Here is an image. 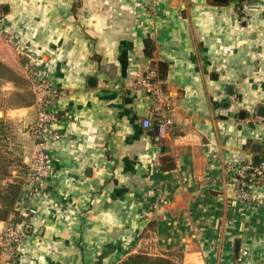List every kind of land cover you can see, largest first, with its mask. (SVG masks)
Segmentation results:
<instances>
[{"label":"crops","instance_id":"0c3cea01","mask_svg":"<svg viewBox=\"0 0 264 264\" xmlns=\"http://www.w3.org/2000/svg\"><path fill=\"white\" fill-rule=\"evenodd\" d=\"M0 58L28 77L32 60L59 91L54 172L17 202L36 208L20 213V264H116L139 249L264 264V177L247 198L234 183L254 142L264 156V0H0ZM149 69L168 108L135 83ZM9 113L33 122L37 108ZM32 151L31 135L27 164Z\"/></svg>","mask_w":264,"mask_h":264},{"label":"built area","instance_id":"2783aa9c","mask_svg":"<svg viewBox=\"0 0 264 264\" xmlns=\"http://www.w3.org/2000/svg\"><path fill=\"white\" fill-rule=\"evenodd\" d=\"M31 61L26 67L36 94L34 104L37 108V117L32 125L33 151L22 192L36 197L44 191L48 177L54 172L55 165L50 151V141L59 138L61 133L54 127V123L58 118L57 110L54 109V106L57 104L59 91L51 79L37 76ZM135 83L143 87L146 93L151 96L155 107L168 108L170 106L168 94L159 83L154 69L138 74ZM157 120L162 126H167L172 122L171 117L163 114ZM151 124V120H144L145 126H150ZM263 177L264 157L259 162L249 160L241 163L234 176L238 195L242 198H247L254 185L262 180ZM18 209L22 215L24 214V217L36 212V208L32 205L29 207H18ZM25 219L23 218L21 221L9 219L6 221L3 231L0 233L1 264H20L18 246L27 236Z\"/></svg>","mask_w":264,"mask_h":264},{"label":"trees","instance_id":"16d2710c","mask_svg":"<svg viewBox=\"0 0 264 264\" xmlns=\"http://www.w3.org/2000/svg\"><path fill=\"white\" fill-rule=\"evenodd\" d=\"M23 61H25L24 58ZM7 83L13 85L20 96L17 104L13 105L14 107L35 103L36 94L30 78L0 58V88ZM8 125L6 117L0 116V220L13 219L14 221H21L22 216L17 207V202L29 166L9 146ZM260 160L261 158L256 162ZM167 166H171V164H167ZM24 169H26L25 175H21L20 172ZM1 253L0 247V259ZM116 264H183V262L180 251L152 253L145 249H139L119 259Z\"/></svg>","mask_w":264,"mask_h":264},{"label":"rangeland","instance_id":"374dc122","mask_svg":"<svg viewBox=\"0 0 264 264\" xmlns=\"http://www.w3.org/2000/svg\"><path fill=\"white\" fill-rule=\"evenodd\" d=\"M25 62V64L27 65L30 62V59ZM29 78L31 80V77ZM16 91L17 90H15L13 85H11L10 83H7L2 88H0V111H3L0 116H5L9 124V146L12 147L11 149H13L17 156H20L24 160V153L27 149V144L32 133V125L34 124L35 120L31 122L28 120V118L25 119L20 114L15 116L11 115L10 113L8 114V111L11 108H14L13 105H16L17 101L19 100L20 96ZM23 115L26 116L27 114L23 113ZM25 171L26 169L20 172V174L25 175Z\"/></svg>","mask_w":264,"mask_h":264},{"label":"water","instance_id":"95a60500","mask_svg":"<svg viewBox=\"0 0 264 264\" xmlns=\"http://www.w3.org/2000/svg\"><path fill=\"white\" fill-rule=\"evenodd\" d=\"M215 1L222 2V3H227L229 0H215ZM143 41H144V46H145L144 47L145 54L147 56H149V57H155V53H154L155 43H154V40L151 37V35L148 33ZM230 86H232V85L230 84ZM246 112L247 111H242L241 115L243 117H245L246 116ZM2 113H3V111H0V114H2ZM256 114L259 115V116H264V104L259 105L257 107ZM250 123L253 124L254 121L251 120ZM253 149L258 152L255 155V160H259L260 159L259 152H261V150H262V143L254 142L253 143ZM263 181H264V179H263ZM239 250H240V239H236V241H235V253H236V255L239 254Z\"/></svg>","mask_w":264,"mask_h":264}]
</instances>
